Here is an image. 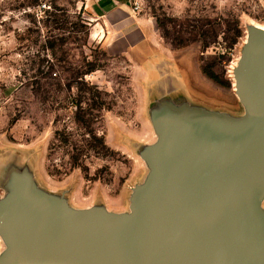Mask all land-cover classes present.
<instances>
[{"label": "rangeland", "instance_id": "1", "mask_svg": "<svg viewBox=\"0 0 264 264\" xmlns=\"http://www.w3.org/2000/svg\"><path fill=\"white\" fill-rule=\"evenodd\" d=\"M102 1L0 0V152L30 156L37 182L71 187L75 206L126 210L145 172L136 150L154 140L150 93L240 113L231 70L264 4Z\"/></svg>", "mask_w": 264, "mask_h": 264}, {"label": "water", "instance_id": "2", "mask_svg": "<svg viewBox=\"0 0 264 264\" xmlns=\"http://www.w3.org/2000/svg\"><path fill=\"white\" fill-rule=\"evenodd\" d=\"M231 76L238 114L152 89L126 210L75 206L0 152V264H264V27L245 26Z\"/></svg>", "mask_w": 264, "mask_h": 264}, {"label": "crops", "instance_id": "3", "mask_svg": "<svg viewBox=\"0 0 264 264\" xmlns=\"http://www.w3.org/2000/svg\"><path fill=\"white\" fill-rule=\"evenodd\" d=\"M108 2H109V0H104V1H102L101 3H100V8H102V7H106V5H108ZM55 188V187H54Z\"/></svg>", "mask_w": 264, "mask_h": 264}]
</instances>
